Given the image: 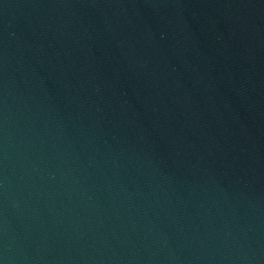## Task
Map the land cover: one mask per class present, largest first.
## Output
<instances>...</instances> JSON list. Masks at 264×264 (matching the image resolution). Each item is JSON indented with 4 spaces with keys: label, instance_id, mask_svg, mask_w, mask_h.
Here are the masks:
<instances>
[{
    "label": "water",
    "instance_id": "95a60500",
    "mask_svg": "<svg viewBox=\"0 0 264 264\" xmlns=\"http://www.w3.org/2000/svg\"><path fill=\"white\" fill-rule=\"evenodd\" d=\"M0 264H264V0H0Z\"/></svg>",
    "mask_w": 264,
    "mask_h": 264
}]
</instances>
